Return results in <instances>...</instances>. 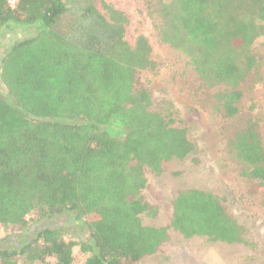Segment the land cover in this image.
I'll use <instances>...</instances> for the list:
<instances>
[{
    "label": "trees",
    "instance_id": "1",
    "mask_svg": "<svg viewBox=\"0 0 264 264\" xmlns=\"http://www.w3.org/2000/svg\"><path fill=\"white\" fill-rule=\"evenodd\" d=\"M145 2L160 42L187 60L210 108L235 117L240 88L259 65L264 0ZM101 3L102 11L96 0H18L14 8L0 0V35L28 33L0 58V227L19 236L0 239V264H75V247L79 264H138L171 232L254 249L224 200L205 190L178 192L168 224L145 223L160 214L144 193L147 172L160 176L195 146L135 87L139 72L157 67L148 39L131 45L129 17ZM228 146L264 191L256 126L237 130ZM61 216L65 225L42 226Z\"/></svg>",
    "mask_w": 264,
    "mask_h": 264
},
{
    "label": "rangeland",
    "instance_id": "2",
    "mask_svg": "<svg viewBox=\"0 0 264 264\" xmlns=\"http://www.w3.org/2000/svg\"><path fill=\"white\" fill-rule=\"evenodd\" d=\"M101 2L112 5L129 17L126 40L131 45L139 36L148 39L157 67L155 71L139 72L135 87L149 93L153 111L171 114L175 126L185 127L195 146L189 158L166 163L160 176L147 172L148 185L144 193L151 204L159 205L160 214L154 220L145 219V223L156 226L168 224L171 202L178 192L200 189L224 200L228 214L245 226L246 240L255 245L251 250L213 243L205 238L184 239L171 232V240L157 255L138 264H264V191L242 175L244 164L228 146L229 137L250 123L256 126L264 146V37L253 47L259 65L240 88L239 112L233 118H224V114L210 108L214 100L207 99V93L201 88L187 60L160 42L153 21L147 15L145 0H96L102 11ZM27 34L16 30L3 32L0 35V58L10 41ZM67 220L66 216H61L42 223V226L52 227L56 223L63 226ZM15 233L18 232L0 227V239L6 236H10V241L19 239ZM81 234L87 236L86 231H81ZM74 255L75 264L83 261L79 247H75Z\"/></svg>",
    "mask_w": 264,
    "mask_h": 264
},
{
    "label": "built area",
    "instance_id": "3",
    "mask_svg": "<svg viewBox=\"0 0 264 264\" xmlns=\"http://www.w3.org/2000/svg\"><path fill=\"white\" fill-rule=\"evenodd\" d=\"M18 0H9L10 7L14 8L17 4Z\"/></svg>",
    "mask_w": 264,
    "mask_h": 264
}]
</instances>
